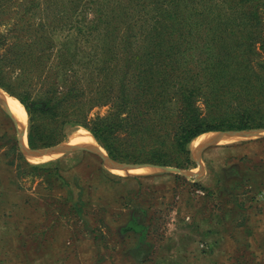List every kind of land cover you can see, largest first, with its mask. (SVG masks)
<instances>
[{"label": "trees", "instance_id": "1", "mask_svg": "<svg viewBox=\"0 0 264 264\" xmlns=\"http://www.w3.org/2000/svg\"><path fill=\"white\" fill-rule=\"evenodd\" d=\"M0 27L32 148L81 127L114 161L188 169L199 136L264 129V0H0Z\"/></svg>", "mask_w": 264, "mask_h": 264}, {"label": "rangeland", "instance_id": "2", "mask_svg": "<svg viewBox=\"0 0 264 264\" xmlns=\"http://www.w3.org/2000/svg\"><path fill=\"white\" fill-rule=\"evenodd\" d=\"M80 130L88 132L72 128L59 143ZM24 131L28 148L51 147L28 145V117ZM202 156L192 181L155 170L113 174L83 150L31 163L0 108V264H264V139L213 145ZM191 160L180 170L199 174ZM189 182L205 195L193 196Z\"/></svg>", "mask_w": 264, "mask_h": 264}, {"label": "water", "instance_id": "3", "mask_svg": "<svg viewBox=\"0 0 264 264\" xmlns=\"http://www.w3.org/2000/svg\"><path fill=\"white\" fill-rule=\"evenodd\" d=\"M2 90V89H1ZM0 108L3 110V112L8 115L12 121L15 123L16 129H17V136H18V146L19 151L23 154L24 157H42L47 154H59L67 151H75V150H83L91 152L95 155H97L104 166L108 168V170H132V169H144L149 168L155 171H160V173L163 174H179L183 177H185L188 180H192L193 178L198 180L201 176L202 171V164H201V156L203 152L210 146L217 145L214 142L217 139L220 138H241L242 140H256V139H264V129H251V130H241V131H220V132H214L212 133V136L209 138V140L201 147V149L197 152H192L193 160L198 163V167L200 169L199 174H192L191 172L182 171L177 168L172 167H156L151 165H138V164H130V163H122L118 161H114L111 159L107 153H101L98 148H86V147H80V146H74L70 145L67 142L59 143L54 146L43 148V149H30L28 148L24 143V134L25 131L20 129L18 127L17 121L15 120V117L11 114L9 111L7 105L5 104V100L0 95ZM240 141V140H239Z\"/></svg>", "mask_w": 264, "mask_h": 264}, {"label": "bare ground", "instance_id": "4", "mask_svg": "<svg viewBox=\"0 0 264 264\" xmlns=\"http://www.w3.org/2000/svg\"><path fill=\"white\" fill-rule=\"evenodd\" d=\"M0 95L2 98L5 100V104L7 105L9 111L11 114L15 117V120L17 121L18 127L22 130H25L26 126V120H27V114L24 109V107L20 104V102L13 96L8 95L6 92L0 89ZM89 133L84 132L82 130L75 132L71 137L70 140H68V143L70 145L74 146H80V147H86V148H98L101 153H104V150L97 145L93 143V136H91ZM209 134H203L201 135L198 140L204 139L205 143L209 140L210 137H207ZM91 137V138H90ZM236 138H220L217 139L215 142L216 143H227L235 140ZM197 139L194 140V143L196 142ZM237 140H242L241 138H238ZM199 141L197 145L195 146L196 148L200 146ZM204 143V144H205ZM203 144V145H204ZM53 156H56V154H47L42 157H28L31 163H40V162H46ZM110 170V169H109ZM111 172L117 173V174H122V175H127V176H141V175H148L151 172H153L152 169L149 168H144V169H132V170H110Z\"/></svg>", "mask_w": 264, "mask_h": 264}, {"label": "crops", "instance_id": "5", "mask_svg": "<svg viewBox=\"0 0 264 264\" xmlns=\"http://www.w3.org/2000/svg\"><path fill=\"white\" fill-rule=\"evenodd\" d=\"M200 137V136H199ZM198 137V138H199ZM198 138H196L197 139V141H198ZM238 138H236L235 140H233V141H231V142H227V143H224V144H232V143H236L237 141H239V140H237ZM199 141H201L200 142V146L199 147H195L196 145H197V143L194 145V148H191V150L190 151H192V152H197V151H199L200 149H201V147L203 146V144L205 143V140L204 139H201V140H199ZM215 144H221V143H216V142H214ZM189 148H190V146H189ZM204 153V152H203ZM203 156H201V158H202ZM112 173V172H111ZM113 174H115V173H113ZM117 175V174H116ZM119 176H121V175H119ZM141 176H146V175H141ZM192 181V180H191ZM211 195H212V193H211ZM120 201H127V203H126V207H128V211L130 212V210H131V208H133V205H135L134 204V202H133V200H131L130 198H121L120 199ZM192 207L195 209V212L197 213V219H198V221H201V222H204V221H207L208 222V218L207 217H202V216H198V213H199V210L198 209H196L193 205H192ZM139 212H141V213H150V210H147V212H144L143 210H139ZM130 221H132V219L130 220ZM145 241L147 242V240L145 239Z\"/></svg>", "mask_w": 264, "mask_h": 264}, {"label": "built area", "instance_id": "6", "mask_svg": "<svg viewBox=\"0 0 264 264\" xmlns=\"http://www.w3.org/2000/svg\"><path fill=\"white\" fill-rule=\"evenodd\" d=\"M194 194L197 196H202L203 195V191H201L200 189H195L194 190Z\"/></svg>", "mask_w": 264, "mask_h": 264}]
</instances>
